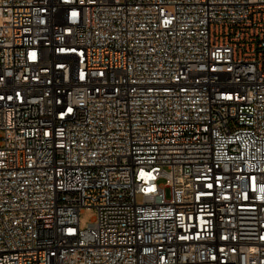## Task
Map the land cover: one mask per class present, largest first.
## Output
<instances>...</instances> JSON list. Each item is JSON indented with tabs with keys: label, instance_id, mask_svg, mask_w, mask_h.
I'll list each match as a JSON object with an SVG mask.
<instances>
[{
	"label": "built area",
	"instance_id": "obj_1",
	"mask_svg": "<svg viewBox=\"0 0 264 264\" xmlns=\"http://www.w3.org/2000/svg\"><path fill=\"white\" fill-rule=\"evenodd\" d=\"M0 264H264V0H0Z\"/></svg>",
	"mask_w": 264,
	"mask_h": 264
},
{
	"label": "rangeland",
	"instance_id": "obj_2",
	"mask_svg": "<svg viewBox=\"0 0 264 264\" xmlns=\"http://www.w3.org/2000/svg\"><path fill=\"white\" fill-rule=\"evenodd\" d=\"M141 199L140 197L138 198ZM96 216V211L94 208H84L82 212L80 213V226L84 228L86 225L92 222L94 217Z\"/></svg>",
	"mask_w": 264,
	"mask_h": 264
}]
</instances>
